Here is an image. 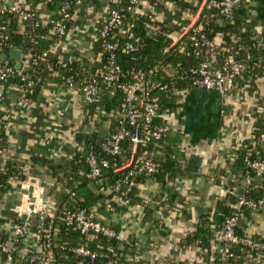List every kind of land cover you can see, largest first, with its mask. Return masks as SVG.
<instances>
[{
    "label": "trees",
    "instance_id": "trees-1",
    "mask_svg": "<svg viewBox=\"0 0 264 264\" xmlns=\"http://www.w3.org/2000/svg\"><path fill=\"white\" fill-rule=\"evenodd\" d=\"M44 2L46 1L20 0L19 7L31 14L26 22H20L13 12L0 15V63L8 61L14 66L11 50L20 51V66H14V72L9 75V79L28 101L36 100L43 80L50 71L62 82L64 77L75 71H80L79 78L84 77L82 65H89L88 72L98 76L101 96L100 102L93 109L98 113L99 126L110 133L117 130L114 117L118 113H124V93L116 83H102L98 72L106 70L113 63L119 65L124 73L121 81L130 80L133 73L139 69L146 72L147 86L150 92L158 97L157 115L154 118L156 124L161 123L165 115L184 105V94L198 88L195 83L197 75L192 69L207 58L213 66L222 65L230 58L242 64L241 75L234 81L235 87L239 80L248 81L254 76L264 75V34L252 28L245 19L243 9L235 12L232 21L217 10L202 12L201 32L216 41L214 47L194 45L195 41L199 40L200 33L192 32L170 46L171 35L180 32L188 14L195 10L194 5L188 1L145 0L141 6L127 9L126 0H82L76 9H68L69 17L65 19L67 31L75 21L77 22L81 13H84V17L92 12L105 13L91 47L90 55L96 58V63L90 65L87 56L79 60L65 59L64 44L67 34H59L51 25L44 23ZM68 2L71 6L76 3L75 0ZM114 8L124 15L122 23L106 29L102 34L106 15ZM111 42H117L118 46L109 51L104 47ZM127 43L135 45L136 50L124 52L122 48ZM188 50L189 55L186 54ZM44 51L48 52L47 65L34 64V58ZM99 53L102 55L98 56ZM23 75H26L24 80ZM37 78L39 80L36 82ZM28 79L36 82L30 92L25 91ZM258 106V112L254 116L244 117L251 121L249 136L241 138L233 147V157L228 159L227 171H213L217 188L209 196V203L205 199H198L200 205L196 213V226L185 238L187 245L194 246L199 251L200 259L191 264H257L264 255V239L247 233L246 221L251 210L247 207H242L237 212L239 218L234 233L241 239L256 242L257 245L250 246L243 242L231 244L229 257L223 256L216 247L217 232L223 227L227 217L234 212L229 205L239 196L257 203L264 198V173L257 175L249 164L255 160L264 162V94ZM125 126L128 130L131 129L128 124ZM75 140L80 144V149L58 163L43 154H30L14 159L8 153L10 135L6 127L0 124V242L9 238L7 231L2 228L5 221L11 219L21 222L20 217L6 208L4 197L9 192L12 181H22L29 172H33L53 181V192L46 202L49 210L55 214L56 233L52 238V248L58 264H180L173 254H167L162 259L144 260L143 254L148 249H160L159 244L152 242L153 238H147L143 242L129 237H125L121 242L104 236L89 239L85 238L77 227L67 225L61 219L63 210L83 209L94 215L95 210L101 206L113 209L120 204L142 207L143 220L152 216V224L157 225L161 213H167L179 200L178 180L190 175L188 166L183 162L184 150L177 135L170 131L153 143L139 145L137 154L152 158L157 163L156 171L149 175H130L128 182L120 183V191L124 192L122 196L109 188L116 186L126 175V170L112 172L111 168H108L103 170L99 178L87 176L86 156L91 151L101 153L99 144L104 141L101 132L94 129L78 131ZM121 149L123 151L114 155L101 153L100 158L107 159L110 165L126 161L131 149L127 137L122 141ZM146 179H151L157 184L156 191L149 198L140 190ZM234 189L236 192L232 194ZM110 224L116 231L122 232L119 226L111 222ZM85 242L94 250L105 251L108 256L90 260L72 252L73 246Z\"/></svg>",
    "mask_w": 264,
    "mask_h": 264
},
{
    "label": "crops",
    "instance_id": "crops-1",
    "mask_svg": "<svg viewBox=\"0 0 264 264\" xmlns=\"http://www.w3.org/2000/svg\"><path fill=\"white\" fill-rule=\"evenodd\" d=\"M6 1L20 3V0ZM247 3L246 20L258 33L264 34V0H247ZM59 5L58 1L44 2L45 15L57 12ZM104 18L105 13L92 12L87 17L81 13L77 22L70 26L69 37L66 36L65 56H73L77 49L81 54H89ZM13 62L15 66L16 62ZM0 93V124L6 127L10 135L8 153L14 159L43 154L58 163L80 149V144L75 140L76 132L99 126L93 106L85 104L76 92L63 88L57 75L52 72L43 80L34 101L26 100L10 79L0 83ZM263 94V74L248 81L239 80L233 93L226 99L220 98L215 91H202L201 87L184 94V105L166 115L171 133L177 135L184 150L183 162L190 174L177 182L179 200L167 213H161L157 225L152 224V216L143 220L140 206L119 204L113 209L101 206L97 209V217L116 224L124 237L137 242L153 238L152 242L159 244L160 249H148L143 254L144 260L162 259L167 254H173L180 264H191L200 259L198 249L187 245L185 239L196 226V213L200 205L198 199L209 201V196L217 188L213 171H227L228 159L233 157V147L241 138L249 136L251 121L244 117L254 116L258 112V103ZM76 113L83 115L76 117ZM31 181H38L43 186L44 198L48 201L53 192V181L44 175L29 172L24 180L12 181L3 202L6 203L9 194L19 191ZM156 189L157 184L151 179H146L140 186L146 198L153 195ZM246 223L248 234L264 239V204L249 211ZM260 259L261 262L257 264H264V255Z\"/></svg>",
    "mask_w": 264,
    "mask_h": 264
},
{
    "label": "built area",
    "instance_id": "built-area-1",
    "mask_svg": "<svg viewBox=\"0 0 264 264\" xmlns=\"http://www.w3.org/2000/svg\"><path fill=\"white\" fill-rule=\"evenodd\" d=\"M46 2H53L54 0H45ZM69 0H60L57 12L51 15H45L43 18L44 23L51 25L59 34H67L69 37V31L65 28V19L69 17L68 9L77 8L78 3L82 0H75V4L71 6ZM118 2L120 0H113ZM127 9H131L136 6H141L145 0H126ZM194 5L195 10L189 13L186 20L180 30V32L171 35L170 46L175 45L188 33H200L199 40L195 41L194 45L201 47L212 48L215 46L216 41L207 37L204 32H201V14L205 10H217L226 19L232 21L235 12L239 10H245L248 7L247 0H185ZM173 9V7H172ZM7 12H13L16 14L20 22H26L31 14L25 9L19 7L17 3L0 0V15ZM124 15L117 9H112L108 15H106V24L104 30L121 25ZM246 19V18H245ZM43 37V36H42ZM118 46L117 42H111L105 45V49L111 51ZM183 49V47L181 48ZM75 50V49H74ZM124 52H130L136 50V46L132 43H127L123 46ZM76 54L73 56H65V59L79 60L83 56H87L90 65H95V57L89 54H81L77 49ZM190 51H186L189 55ZM47 51H44L34 58V64L47 65ZM65 55V54H64ZM99 53L98 56H101ZM113 57V53H111ZM82 59V58H81ZM65 65V64H63ZM16 68V67H15ZM89 65L83 64L82 70L84 71V77L79 78L80 71L63 78L61 84L63 88L76 92L80 95L81 100L91 105L94 103L95 107L101 100L100 87L98 76L88 72ZM242 64L234 61L230 58L228 61L219 66H213L210 59H205L199 63V65L192 69L193 73L197 75L196 85L197 87H203L204 89L215 91L220 98L226 99L229 97L234 89V81L241 75ZM14 72L13 64L8 61L0 63V83L9 79V75ZM51 72V71H50ZM100 81L106 85L116 83L117 86L124 93L123 110L124 113H118L114 117L117 130L110 133L105 128L100 126H94L91 129L100 131L105 129L107 135H105L104 141L100 142L101 153L109 155L118 154L123 151L122 141L127 137L131 143V149L126 161L121 163H113L110 165L109 161L105 158H100V154L96 152H89L86 156V162L88 165L87 176L89 178H99L103 174L104 169L111 168L112 172H119L126 170V175L119 180L114 188L110 187V190H114L117 194L122 196L123 191H120V183L128 182V177L132 174H146L149 175L156 171L157 163L150 157H143L137 154L140 144L153 143L171 131V126L167 120L166 115L163 117L161 123H154V118L157 115L158 109V97L150 92L147 86L146 72L144 70H137L133 73L130 80H120L124 77V73L121 67L115 63L111 64L106 70H100L98 72ZM26 75L22 76L24 80ZM79 78V80H77ZM39 79L37 78L36 82ZM35 81L28 79L26 82L25 91H31L34 87ZM1 96V93H0ZM98 117V113H95ZM126 124L131 126V129L126 128ZM90 129V130H91ZM251 168L257 173V175L264 173L263 161H252L249 163ZM20 189H25L27 193L22 194L20 203L13 208H7L13 212L17 217L25 215L26 219L21 222H16L11 219L3 223V229L7 231L9 238L4 242H0V263L1 264H58L57 258L53 251L52 238L56 233L54 227V212L50 211L48 204L44 198L43 186L38 181H31L25 183ZM235 189L231 191L234 194ZM264 204V198L258 203L250 199H246L243 196H239L237 200L231 203L229 206L234 212L227 217L224 225L216 234V247L223 256H231L229 246L231 244H237L239 242L246 243L250 246H256L257 243L249 239H241L235 233V226L238 221V211L242 207L249 209H257ZM5 211V210H4ZM95 214H89L85 210H63L61 212V219L67 225H74L79 232L86 238L92 239L93 237L104 236L107 238H114L117 241H123L124 236L121 232L116 231L109 221L99 219ZM5 213V212H4ZM27 218L31 220L28 221ZM21 219V218H20ZM34 221V222H33ZM42 237V239H40ZM264 247V244H263ZM72 252L94 260L97 257L108 256L107 253L94 250L89 247L87 242L73 246Z\"/></svg>",
    "mask_w": 264,
    "mask_h": 264
},
{
    "label": "water",
    "instance_id": "water-1",
    "mask_svg": "<svg viewBox=\"0 0 264 264\" xmlns=\"http://www.w3.org/2000/svg\"><path fill=\"white\" fill-rule=\"evenodd\" d=\"M19 54L20 51L17 49H13L11 50V56L13 58V60L16 62L15 67L18 68L20 66V63L18 61L19 58ZM201 90H205L203 87H201ZM92 106H94L95 104L92 103ZM107 131L105 129L101 130V136L104 137L105 135H107ZM239 192L241 193V189H239ZM27 193V191L25 189H20L19 191H15L11 194L8 195L7 200H6V207L7 208H13L15 205H18L20 203V198L22 196V194ZM21 220H25L26 216L25 215H21ZM28 221H30V218H27Z\"/></svg>",
    "mask_w": 264,
    "mask_h": 264
},
{
    "label": "rangeland",
    "instance_id": "rangeland-1",
    "mask_svg": "<svg viewBox=\"0 0 264 264\" xmlns=\"http://www.w3.org/2000/svg\"><path fill=\"white\" fill-rule=\"evenodd\" d=\"M76 94H78V93H76ZM81 98V97H80ZM77 114V116L76 117H80L81 118V116L83 115L82 113H76ZM74 116V115H73Z\"/></svg>",
    "mask_w": 264,
    "mask_h": 264
}]
</instances>
